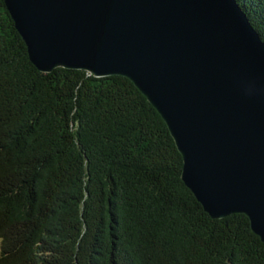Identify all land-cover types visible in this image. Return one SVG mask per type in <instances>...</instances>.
<instances>
[{
    "label": "trees",
    "instance_id": "obj_1",
    "mask_svg": "<svg viewBox=\"0 0 264 264\" xmlns=\"http://www.w3.org/2000/svg\"><path fill=\"white\" fill-rule=\"evenodd\" d=\"M264 41V0H236ZM126 77L30 61L0 0V264H264L242 213L212 218Z\"/></svg>",
    "mask_w": 264,
    "mask_h": 264
},
{
    "label": "water",
    "instance_id": "obj_2",
    "mask_svg": "<svg viewBox=\"0 0 264 264\" xmlns=\"http://www.w3.org/2000/svg\"><path fill=\"white\" fill-rule=\"evenodd\" d=\"M30 61L128 78L212 218L264 242V41L236 0H4Z\"/></svg>",
    "mask_w": 264,
    "mask_h": 264
}]
</instances>
